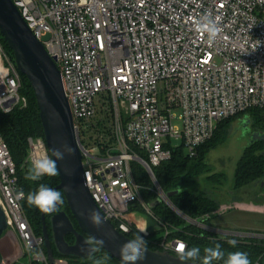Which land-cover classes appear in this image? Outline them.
I'll return each mask as SVG.
<instances>
[{"label":"built area","instance_id":"built-area-1","mask_svg":"<svg viewBox=\"0 0 264 264\" xmlns=\"http://www.w3.org/2000/svg\"><path fill=\"white\" fill-rule=\"evenodd\" d=\"M12 2L60 70L85 182L105 218L126 236L141 228L131 216L134 203L155 219L141 197L132 162L145 168L157 199L177 210L153 167L168 160L175 147L196 155L222 120L264 108V0ZM204 16L220 28L213 42L195 30V21ZM21 88L20 71L0 39V114L27 105ZM105 94L112 103L108 126L113 142L97 145L101 155L95 156L83 145L81 134L97 117ZM43 155L51 157L45 138L29 137L25 163L31 165ZM20 192L25 194L17 165L0 133V205L7 230L19 234L30 264H57L47 253L44 235L35 234ZM196 223L221 238L264 240V234ZM140 234L148 244L175 256V249L186 244L180 238L167 239V232L160 242L152 240L148 230ZM262 261L264 254L254 264Z\"/></svg>","mask_w":264,"mask_h":264},{"label":"trees","instance_id":"trees-1","mask_svg":"<svg viewBox=\"0 0 264 264\" xmlns=\"http://www.w3.org/2000/svg\"><path fill=\"white\" fill-rule=\"evenodd\" d=\"M0 39L5 52L11 61L15 63L13 51L1 33ZM20 75L22 80L20 93L26 97L27 105L24 107L19 105L7 114H0V133L7 142L17 165L19 185L25 192L23 208L35 234L42 235L45 226L42 212L36 207L28 205L26 197L29 192L35 191L41 183L46 184L50 188L56 186L59 183V176H44L38 181L25 179L28 168L30 167L29 164L25 163L28 156V138L31 136L44 138V132L40 118V110L33 89L26 76L21 72ZM244 114L249 116L253 131H264V108H251L243 113L222 120L218 124L214 135L197 148L196 155L189 156L182 146L175 147L168 160L153 167L155 178L165 193L179 189L176 194L170 197V200L175 208L186 218L205 224L210 218L209 215L219 209L220 201L212 197L207 191L206 186H204V180L214 181L221 186L224 174L220 172L208 174L207 157L213 148L222 144L227 139L230 133L231 121L239 116L243 117ZM111 118L112 103L109 96H107L105 97V101L99 104L97 117L86 127L91 139L94 140V144H104L105 146L112 144L113 139L110 137V129L108 126ZM131 168L135 182L141 187L140 193L142 199L148 204L153 203L157 199V195L152 190L153 182L148 173L137 162H132ZM262 182H264V141H255L247 145L240 154L234 168L233 190L229 191L235 195L233 200L240 198L237 197L238 195L247 194L245 196L246 198L253 199L257 203H263L264 198L259 195L261 188H263L261 185ZM59 191L64 200V203L60 205V209L64 210L71 217L77 230L82 232L71 215L64 192L62 190ZM133 210L145 211L138 202L130 207V211ZM151 211L158 223V230L156 232L160 233V236L156 239H153V233H150V238L156 242L162 241L167 232V239L180 238L186 242L189 248L193 246L200 247L201 255H203L204 247L214 246V242H218L226 254L227 252L237 250L246 252L251 264H254L264 254V240L253 239L250 241H242L236 238H221L219 235L203 227L194 226L163 202L152 207ZM49 215L46 214L44 219L47 222V231L50 232V225L47 221ZM135 234L133 231L127 236L132 239ZM49 236L51 251L54 256L67 258L73 264H82L81 258L62 255L57 250L52 240V235ZM232 239L238 241L235 248L227 243L228 240ZM66 240L72 244L75 238L73 235H67ZM148 248L163 252L157 245L148 244ZM101 254L108 255L100 248L94 255L89 257L87 262L89 263L103 258ZM196 263L200 264L199 261ZM214 264H223V261H217Z\"/></svg>","mask_w":264,"mask_h":264},{"label":"water","instance_id":"water-1","mask_svg":"<svg viewBox=\"0 0 264 264\" xmlns=\"http://www.w3.org/2000/svg\"><path fill=\"white\" fill-rule=\"evenodd\" d=\"M0 33L13 51L18 70L26 76L33 89L50 156L52 155L51 149L60 148L63 150L64 145H68L74 150L73 155L66 154L64 160L57 161L60 169L59 183L51 188L64 192L71 215L82 232L77 230L71 217L64 210L59 209V205V210L53 212L51 217V229L57 250L64 256L91 257L96 251L87 252L88 246L85 241L94 237L104 240V247L101 249L113 261L101 258L87 264H122L119 249L130 238L117 230L108 219L100 229L94 227L87 219L93 210L99 211L102 216L104 214L95 202L84 179L82 150L75 132L69 102L64 93L59 68L28 27L12 0H0ZM249 123L250 119L244 117L243 127H248ZM263 140L264 134L259 131L252 133L251 142ZM261 185L264 187V182ZM178 191L179 189H176L167 192L166 195L170 198ZM159 203H161V199H156L153 203H149V207L152 208ZM176 211L180 213L178 210ZM180 215L182 214L180 213ZM44 216L45 214L42 213L43 220ZM7 228L6 215L0 205V238ZM43 235L47 236L46 226H44ZM67 235L74 236V243L67 242ZM48 244H46L47 253L53 260L54 257ZM91 247L96 248L97 246L93 244ZM2 261L3 257L0 251V264ZM137 264H182V262L175 255L147 248L144 260L137 261Z\"/></svg>","mask_w":264,"mask_h":264},{"label":"rangeland","instance_id":"rangeland-1","mask_svg":"<svg viewBox=\"0 0 264 264\" xmlns=\"http://www.w3.org/2000/svg\"><path fill=\"white\" fill-rule=\"evenodd\" d=\"M104 96L107 97L108 95L105 94ZM96 101H100L99 96L96 97ZM244 117H246V119L249 118L247 114H244L243 117L239 116L231 121L230 133L227 139L222 144L213 148L207 157V173L211 174L220 172L224 174V177L222 178L223 183L221 186L214 181L204 180V186H206L205 188H207V191L212 197L220 201L219 209L215 211L216 213L213 212L209 215L210 218L205 225L224 231L264 234V214L246 212L238 210L237 208H229L222 211L225 205H230L234 202L229 190H233V174L235 164L243 149L249 145L250 132H253L251 122L248 124V127H243ZM81 137L83 145L90 150L91 154L95 156L101 155L100 149L94 144V140L91 139L90 133L87 130H83ZM246 195L247 194H243V196H241L245 197ZM260 196H263L264 198V187L261 188ZM140 214H143V217L148 221V231L153 233V239L158 238L160 233L156 232L158 230L157 221L147 211H140ZM181 216L194 226L198 227L201 225L200 223H196L194 220L186 218L183 214ZM49 246H51L50 243L48 244V247ZM0 251L3 260L7 264H30L29 256L25 253L22 240L20 239L19 234L14 231L7 230L0 238ZM53 257L57 264H73L67 258L57 257L54 255ZM101 257L105 258L104 254H101ZM262 262L264 264V261Z\"/></svg>","mask_w":264,"mask_h":264},{"label":"clouds","instance_id":"clouds-1","mask_svg":"<svg viewBox=\"0 0 264 264\" xmlns=\"http://www.w3.org/2000/svg\"><path fill=\"white\" fill-rule=\"evenodd\" d=\"M194 26L196 31L207 35L209 42L215 41L220 32L217 22L210 16H204L196 20ZM51 154V157L43 155L32 160L25 179L29 181H38L44 176L54 177L59 175L60 169L57 161L64 160L66 154L73 155L74 150L70 146L64 145L63 150L60 148L51 149ZM24 195L23 192L18 193L20 198H23ZM26 200L28 205L36 207L44 214H51L58 211V206L64 203L61 192L48 187L44 183L39 184L35 191L29 192ZM87 219L97 229H100L106 222V218L96 210L91 211ZM140 233L147 235V227L139 228L134 238L121 245L119 253L122 264H137V261L144 260L148 242ZM227 243L235 248L238 241L232 239L228 240ZM85 244L88 246L86 249L87 252H94L104 247V240L92 237L88 241H85ZM93 244L97 247H91ZM175 251L177 253V258L182 264H189V262H191V264H196L197 261H199L200 264H214V262L217 261H223V264H251L246 252L237 250L234 252H227L226 254L225 251L222 250L221 244L218 242H214V246L204 247L203 255H201L200 247L193 246L189 248L186 244H181Z\"/></svg>","mask_w":264,"mask_h":264},{"label":"crops","instance_id":"crops-1","mask_svg":"<svg viewBox=\"0 0 264 264\" xmlns=\"http://www.w3.org/2000/svg\"><path fill=\"white\" fill-rule=\"evenodd\" d=\"M230 194H231V197L235 196L234 194H232V192H230ZM242 196L238 195L237 197H240V198H238L237 200H233L234 202H232L230 205H225L222 211H225L229 208H237L238 210H242L246 212H256L259 214H264V202L263 204L257 203L253 199H249V198L242 197ZM131 216L138 221L139 226L147 227V230H148V221L143 217V214H140V211L135 210L134 212L131 213Z\"/></svg>","mask_w":264,"mask_h":264},{"label":"flooded vegetation","instance_id":"flooded-vegetation-1","mask_svg":"<svg viewBox=\"0 0 264 264\" xmlns=\"http://www.w3.org/2000/svg\"><path fill=\"white\" fill-rule=\"evenodd\" d=\"M253 132H256L255 130L253 131ZM253 132H250V142H249V144H252L253 142H251L252 141V133ZM261 134H264V131H259ZM264 141V140H263ZM59 209H60V207H59ZM46 215V214H45ZM49 215V214H48ZM52 213H51V215H49L48 217H47V221L49 222V225H50V232L49 231H47L48 230V227H47V222H46V220L44 219V222H45V226H46V233H47V236L46 237H44L45 238V245L47 244V243H50V236L49 235H52V240H53V232H52V229H51V217H52ZM48 239V240H47ZM54 241V240H53ZM51 247V246H50ZM104 259H107L108 261H113V259L110 257V256H108V255H104ZM89 259V257H87V258H81L80 260H81V262H82V264H87L88 262H87V260ZM90 263V262H89Z\"/></svg>","mask_w":264,"mask_h":264}]
</instances>
